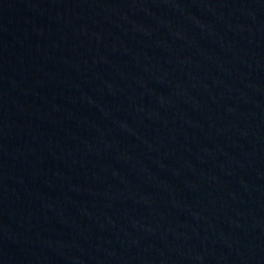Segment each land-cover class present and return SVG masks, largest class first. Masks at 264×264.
<instances>
[{
	"label": "water",
	"instance_id": "obj_1",
	"mask_svg": "<svg viewBox=\"0 0 264 264\" xmlns=\"http://www.w3.org/2000/svg\"><path fill=\"white\" fill-rule=\"evenodd\" d=\"M0 264H264V0H0Z\"/></svg>",
	"mask_w": 264,
	"mask_h": 264
}]
</instances>
